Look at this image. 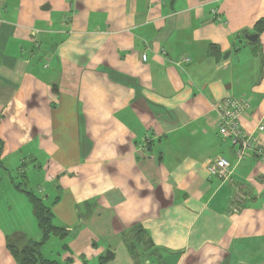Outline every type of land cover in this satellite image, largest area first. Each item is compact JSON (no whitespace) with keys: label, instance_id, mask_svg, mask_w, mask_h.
Masks as SVG:
<instances>
[{"label":"crops","instance_id":"0c3cea01","mask_svg":"<svg viewBox=\"0 0 264 264\" xmlns=\"http://www.w3.org/2000/svg\"><path fill=\"white\" fill-rule=\"evenodd\" d=\"M263 20L264 0H0V160L40 177L61 263L264 264V162L236 163L214 113L248 98L264 149Z\"/></svg>","mask_w":264,"mask_h":264},{"label":"rangeland","instance_id":"374dc122","mask_svg":"<svg viewBox=\"0 0 264 264\" xmlns=\"http://www.w3.org/2000/svg\"><path fill=\"white\" fill-rule=\"evenodd\" d=\"M37 185L43 188L40 177L32 175L29 164L21 166L12 161L0 160V225L10 233V237L15 233H23L34 243L40 241L32 205L26 195V192L33 191L40 197ZM63 244L61 238L50 237L40 246V255L47 262L63 264Z\"/></svg>","mask_w":264,"mask_h":264},{"label":"built area","instance_id":"2783aa9c","mask_svg":"<svg viewBox=\"0 0 264 264\" xmlns=\"http://www.w3.org/2000/svg\"><path fill=\"white\" fill-rule=\"evenodd\" d=\"M146 57L142 56V61ZM188 59H184L183 63L187 64ZM250 108V100L245 97L227 96L220 103L214 106V113L218 125V133L227 140L232 148L236 163L247 157L254 156L261 162H264V149L258 144L256 137L252 133H245L239 125V118L243 116ZM264 131V119L256 126V132ZM231 164L224 158H218L210 162L207 171L210 176L219 179H226L229 175Z\"/></svg>","mask_w":264,"mask_h":264},{"label":"trees","instance_id":"16d2710c","mask_svg":"<svg viewBox=\"0 0 264 264\" xmlns=\"http://www.w3.org/2000/svg\"><path fill=\"white\" fill-rule=\"evenodd\" d=\"M259 25L264 26V20ZM28 199L32 205L33 216L36 220L42 237L40 242H30L22 233H15L7 239V247L13 258L18 264H57L56 262H47L40 255L39 248L50 237H64L63 230L52 224V213L42 201V198L35 196L30 192H26ZM109 257L103 258L107 261Z\"/></svg>","mask_w":264,"mask_h":264},{"label":"water","instance_id":"95a60500","mask_svg":"<svg viewBox=\"0 0 264 264\" xmlns=\"http://www.w3.org/2000/svg\"><path fill=\"white\" fill-rule=\"evenodd\" d=\"M244 39L247 41L248 44H256L257 40H258V36L257 35H245Z\"/></svg>","mask_w":264,"mask_h":264}]
</instances>
